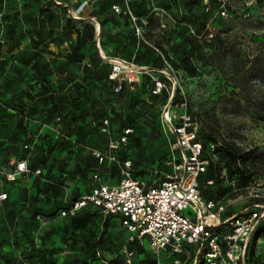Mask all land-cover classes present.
I'll use <instances>...</instances> for the list:
<instances>
[{
    "label": "rangeland",
    "instance_id": "rangeland-1",
    "mask_svg": "<svg viewBox=\"0 0 264 264\" xmlns=\"http://www.w3.org/2000/svg\"><path fill=\"white\" fill-rule=\"evenodd\" d=\"M55 1L27 8L26 0H0V70L6 69L8 51L17 52L18 59L29 54L32 39L38 40L40 52L65 54L75 42L69 18H92L96 31L101 24L105 28L100 41L89 45L90 50L99 46L105 56L104 69L117 62H133L143 71L122 94L112 96L107 84L93 80L75 93L77 102L69 110L61 113L49 105L37 108L35 115L26 110L27 119L22 112L31 95L17 93L11 102L5 91L6 77L0 79L1 101L7 107L18 106L21 115L0 107V163L22 156L24 144H32L30 165L41 164L42 169L38 177L28 175L6 187L8 200L0 206V264H152L154 257L162 264L183 261L168 253L157 255L147 243L145 252L138 254L116 216L87 208L77 221L61 217L65 195L52 182L59 183L60 174L65 173L67 198L83 195L94 184L89 179L96 168L93 152L106 150L124 129L132 133L125 145L113 151L118 163L98 170L104 180L119 181L125 161H130L133 179L152 181L164 176L170 170L166 163L174 155V136L164 126L161 109L170 98V112L180 113L177 103L185 96L201 134L223 146H235L243 160L240 172L228 158L217 160L223 167L221 181L206 185L209 173L203 175V196L221 198L229 213H242L257 202L256 191L264 187V0H228L225 17L218 14L222 0ZM246 1L251 5L246 6ZM113 5L128 8L136 18L140 40L133 35L134 22L114 11ZM11 28L14 32L7 34ZM154 48L169 67L163 60L161 68L153 65L158 54ZM155 80L163 82L165 89L149 96ZM64 112L72 121L61 120ZM32 123L36 131L24 136ZM42 127L45 130L40 134ZM52 128L61 129L60 134ZM242 172L249 177L248 186L241 184ZM92 246L95 255L90 254ZM263 248L260 238L250 264H264ZM130 251L133 255L128 256L125 252Z\"/></svg>",
    "mask_w": 264,
    "mask_h": 264
},
{
    "label": "built area",
    "instance_id": "built-area-1",
    "mask_svg": "<svg viewBox=\"0 0 264 264\" xmlns=\"http://www.w3.org/2000/svg\"><path fill=\"white\" fill-rule=\"evenodd\" d=\"M227 2L222 0L219 6L218 14L222 17L228 15ZM245 5L250 6L251 1H246ZM81 9L70 13L71 17ZM112 9L130 17L134 22L135 36L140 40L141 27L128 8L122 10L113 5ZM138 22L140 24L141 20ZM155 51L169 67L161 52L157 49ZM141 71L143 69L133 62L114 63L108 75V79L115 82L114 93L120 92L123 82L131 84L135 75ZM153 84L152 95H158L165 89V84L160 80H155ZM177 104L180 108L178 114L170 112V98L161 109L164 126L174 136L171 145L174 155L166 163L170 167L168 173L150 182L139 181L130 176V161L121 162L123 176L117 183L109 184L100 174L94 173V184L89 192L73 201L64 196L63 202L67 208L61 209L60 216H73L81 208L92 205L103 214L119 215L121 226L128 232L129 241L141 246L147 243L157 255L168 253L184 259H175L174 264H185L187 260L192 264H246L251 237L264 218V187L256 191L257 202L253 201L242 213L227 218L223 214L228 204L222 199H203L199 178L206 172L210 161L223 152V146L216 140L203 144L199 138L198 123L188 110L186 97L182 96ZM103 123L107 124V121ZM131 133V129H124L118 138L110 140L106 150L94 151L93 156L98 164L110 166L118 163L113 151L125 145ZM24 149L28 157L32 144H25ZM40 174V168L28 167L26 158L0 165V205L7 199V193L2 189L7 183ZM206 184L211 185L212 181ZM62 189L66 194V187ZM189 248L195 250L194 257ZM125 253L131 255V252Z\"/></svg>",
    "mask_w": 264,
    "mask_h": 264
},
{
    "label": "crops",
    "instance_id": "crops-1",
    "mask_svg": "<svg viewBox=\"0 0 264 264\" xmlns=\"http://www.w3.org/2000/svg\"><path fill=\"white\" fill-rule=\"evenodd\" d=\"M82 21H88L94 24L92 18H87ZM100 33L101 26H99L97 31L95 29L93 40L82 43L81 47L78 49L74 48L77 43L76 34L71 33V35L73 34L75 36L74 46L69 51H66L65 54H59L55 51L53 53L40 52L38 49L30 48L32 52L30 51L23 59H18L16 57L17 52L8 51L7 57H9V61L6 65V69L0 70V79L4 80V77H6L5 91L8 99L14 102L17 93L19 95H21L22 92H24V94L29 93L31 96L30 99H25V106L29 105L31 108L35 106L36 108L43 109L46 106L54 104L61 112L62 109L69 110L73 101L77 102L75 99H78V95L75 93H79L80 90H83L88 82L97 80V82L101 83L103 86L104 79L106 75L109 74L110 67L105 66L104 69L105 56L99 53V46L97 47L98 50L89 49L90 44L100 41ZM98 66H101V70H99L100 68ZM46 89L55 90V92L61 89L67 90L64 95L53 98L50 97L49 93L44 95L41 94V92ZM2 90V87H0V93ZM67 92L68 94H66ZM34 97L35 99L33 100ZM8 108H17L20 113L18 106L11 105ZM17 116L21 117L19 114ZM69 118L70 117H68V119ZM23 119H27L25 115ZM34 126L35 124L32 123V126L26 127L24 134L27 137L31 136V132L36 131ZM44 130L45 127H42L38 130V133L41 134ZM51 131L60 134L61 129L56 131L52 128ZM113 180L111 184L118 182L115 179ZM262 240L264 243V239Z\"/></svg>",
    "mask_w": 264,
    "mask_h": 264
},
{
    "label": "trees",
    "instance_id": "trees-1",
    "mask_svg": "<svg viewBox=\"0 0 264 264\" xmlns=\"http://www.w3.org/2000/svg\"><path fill=\"white\" fill-rule=\"evenodd\" d=\"M27 1V8H29V7H31L32 5H35V4H37V3H39L40 1H48V2H50V1H54V0H26ZM198 1H201V0H198ZM55 2H58V3H60L61 1H55ZM124 15H126V14H124ZM127 17H129L128 15H127ZM7 22V21H6ZM76 25H80L81 26V28H76ZM68 26H69V31H70V33H75L76 34V40H77V43H76V45H75V49H78V48H80L81 47V45H82V43H85V42H88V41H92L93 40V38H94V35H95V26H94V24L93 23H91V22H88V21H77V20H73V19H71V18H69V20H68ZM101 26V33H100V36H101V38H102V36H103V34H104V32H105V28H104V25L103 24H101L100 25ZM14 32V29L13 28H11V29H9V30H7V34H8V32ZM9 32V33H10ZM133 35H135V32H133ZM5 41H6V39H4ZM25 43V42H24ZM29 45H30V47L31 48H33V49H37L38 48V46H39V42H38V40H35V39H32V40H30L29 41ZM153 53H156V52H153ZM162 54V53H161ZM163 55V54H162ZM163 57H164V55H163ZM153 65L154 66H156L157 68H161L162 66H163V62H162V58H161V56L160 55H158V54H156V58L154 59V62H153ZM111 70V69H110ZM109 73H110V71H109ZM109 75V74H108ZM108 75H106V77H105V79H104V84H107L110 88H111V95L112 96H114V95H119V94H122V91H124L125 90V88H126V86H127V83L126 82H123L122 83V88H121V90H120V92H118V93H114V91H113V88H114V86H115V82H113V81H111V80H109L108 79ZM153 82H152V84H151V86H150V88H149V96H154V95H152L151 94V89L153 88ZM67 89H61L60 91H57V92H55V90H51V89H46V90H43L42 92H41V94L42 95H44V94H46V93H49V95H50V97H58V96H61V95H64L65 94V91H66ZM35 99V97L33 98V100ZM166 102V101H165ZM53 105V108H54V110L56 109V111H58V108H57V106L56 105H54V104H52ZM52 105H50V106H52ZM0 107H2V108H4L5 110H7L10 114H13V115H20V113L18 112V109L17 108H8L7 106H5V104H3V102L0 100ZM19 108V107H18ZM19 110H20V108H19ZM26 110H30L31 111V113L33 114V115H35V113H38V111H37V108L34 106L33 108H31L29 105H27V106H25L24 107V111L22 112V115L24 116H26L27 115V112H26ZM67 110V109H66ZM62 113V112H61ZM60 118H58V120H59ZM61 120L63 121V122H67L68 120H69V122L70 121H72V118L70 117L69 119H68V116H67V113H63V115H62V118H61ZM104 120H106V119H103L102 120V123H103V121ZM123 131V130H122ZM122 131L120 132V134L122 133ZM24 133H25V131H24ZM119 134V135H120ZM131 135V134H130ZM129 135V136H130ZM24 136H26L25 134H24ZM129 136H128V138H129ZM128 138H127V141H128ZM199 138H200V140L203 142V144H205L207 141H209V140H214V139H212V138H209V137H207V136H203L202 134H201V131L199 130ZM25 145V144H24ZM223 146V145H222ZM51 150L53 151V149L51 148V149H49L48 151H46V152H44V153H47V152H51ZM31 154V153H30ZM30 156V155H29ZM29 156L27 157V151H26V153H24V154H22V156H15L14 158H12V159H10V160H8L7 162H5V163H0V165H6V164H8L11 160H13V159H22V158H26L27 159V164H28V167L30 168V169H37V168H40V170H41V173H42V169H41V164L38 166V167H35V165L33 166H31L30 165V162H29ZM223 157H226V158H228L229 160H230V163H231V165L236 169V170H238L239 172H240V168L238 167L240 164V161L241 162H243V160L241 159L242 158V155L240 154V152H239V150L235 147V146H228V147H226V146H223V152L222 153H220L219 155H218V159H216V160H211L210 161V163H209V165H208V168H207V170H206V172L204 173V174H202L201 176H200V178H199V182H200V186H199V189H200V194H201V197L203 198V199H205V200H209V199H214V200H218V199H221V198H218V199H215V198H213V197H204L203 196V194H202V191H201V183H202V176L203 175H205V174H207V173H209V176H207V180L205 181V183L207 182V181H212V184L210 185V186H212V185H214V183H218V182H220L221 181V173H222V171H223V167L222 166H220V164H219V162L218 161H220L219 159L220 158H223ZM218 160V161H217ZM94 161H95V164H96V168L90 173V175H89V179H90V181L91 182H93L92 181V176H93V174L94 173H98L99 174V172H98V170L99 169H101V168H107L108 169V167L109 166H106V165H101V164H98V162H97V159L94 157ZM156 172V174L158 173V171H155ZM31 176H33V177H38V176H34V175H31ZM60 181H59V183H53L52 182V184L53 185H55L61 192H63L64 193V191H62L63 189H62V187L63 186H65L66 187V184H65V180H64V178L65 177H67V174H65V173H61L60 174ZM103 177V176H102ZM21 178H19V179H17L15 182H12V183H7L5 186H4V188H2L3 189V191H5L6 193H7V186L8 185H12L13 183H16L17 181H19ZM103 179H104V177H103ZM240 180H241V184L243 185V186H248V183H249V177H247V176H245V173L244 172H242L241 173V176H240V178H239ZM150 182V181H149ZM206 185H208V184H206ZM92 186L93 185H91L90 187H89V189L85 192V193H87V192H89L90 191V189L92 188ZM66 189H67V187H66ZM84 193V194H85ZM63 195H65L66 197H67V193L65 194H63ZM80 196H82V195H80ZM79 196V197H80ZM76 198H78V197H73L72 195L69 197V198H67L69 201H73V200H75ZM8 200V193H7V199L0 205V206H2L6 201ZM64 208H67V204H65V203H60V208L59 209H64ZM87 208H91V209H94V210H96L98 213H100V214H103L101 211H100V209L99 208H97V207H94V206H92V205H88V206H86V207H84V208H81L80 210H78L76 213H75V215H73V216H66V217H71V218H73L72 220L73 221H77V218H78V216H79V214L83 211V210H85V209H87ZM233 214H235V213H229L228 212V208H227V210L225 211V213L223 214V217H225V218H227V217H229V216H231V215H233ZM105 216H116V217H118V219H119V224H120V226H121V219H120V216L119 215H114V214H104ZM126 233H127V237H128V232L126 231ZM260 238H262V239H264V218L259 222V225H258V227L256 228V230L254 231V233H253V235H252V237H251V241H250V244H249V246H248V249H247V255H246V264H250V259L251 258H253L254 257V247H255V244H256V241L257 240H259ZM134 244H136V250H137V253L138 254H142V253H144L145 252V245L144 246H141V245H139L138 243H136V242H133ZM89 244V245H88ZM86 246L88 247V246H91L90 245V243H87L86 244ZM94 246H92L91 247V249H93V251L92 252H90V254H92V255H95V250H94ZM190 249V253H191V256L192 257H194L196 254H195V250H193V248H189ZM131 252V251H130ZM164 254H166V253H163V255ZM131 255H133V252H131ZM130 255V256H131ZM173 257V256H172ZM85 258H87V256H85ZM174 258V257H173ZM152 264H162V262L160 261V259L159 258H156V257H154V259L152 260ZM185 264H192L191 263V261L190 260H187L186 261V263Z\"/></svg>",
    "mask_w": 264,
    "mask_h": 264
},
{
    "label": "bare ground",
    "instance_id": "bare-ground-1",
    "mask_svg": "<svg viewBox=\"0 0 264 264\" xmlns=\"http://www.w3.org/2000/svg\"><path fill=\"white\" fill-rule=\"evenodd\" d=\"M260 240V239H259Z\"/></svg>",
    "mask_w": 264,
    "mask_h": 264
}]
</instances>
